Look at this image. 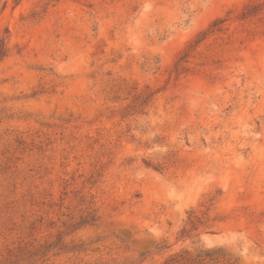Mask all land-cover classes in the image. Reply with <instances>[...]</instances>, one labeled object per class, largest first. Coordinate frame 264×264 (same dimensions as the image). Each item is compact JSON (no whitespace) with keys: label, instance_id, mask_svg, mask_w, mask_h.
I'll use <instances>...</instances> for the list:
<instances>
[{"label":"rangeland","instance_id":"374dc122","mask_svg":"<svg viewBox=\"0 0 264 264\" xmlns=\"http://www.w3.org/2000/svg\"><path fill=\"white\" fill-rule=\"evenodd\" d=\"M2 37L0 260L264 264V0H0Z\"/></svg>","mask_w":264,"mask_h":264},{"label":"trees","instance_id":"16d2710c","mask_svg":"<svg viewBox=\"0 0 264 264\" xmlns=\"http://www.w3.org/2000/svg\"><path fill=\"white\" fill-rule=\"evenodd\" d=\"M208 32H209L208 30L204 31L201 34V37L197 40V42L201 41L205 37V35H207ZM8 55H9V47L7 44V40L5 37H2L0 38V60L4 59ZM153 94L154 92H148V93L140 94L138 97H136L133 104L129 106L128 111L130 112L128 113L142 112L143 108L147 105L149 100L152 98ZM95 220H96L95 214H93V216L91 217L85 216L79 222L71 224L69 228L75 229ZM58 245H59L58 243H45L30 250H28L26 247L23 248L21 247L16 252L11 253L5 259L0 260V264H18L21 261H25L26 259H31L37 256H44L48 251L57 247Z\"/></svg>","mask_w":264,"mask_h":264}]
</instances>
